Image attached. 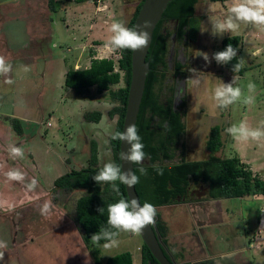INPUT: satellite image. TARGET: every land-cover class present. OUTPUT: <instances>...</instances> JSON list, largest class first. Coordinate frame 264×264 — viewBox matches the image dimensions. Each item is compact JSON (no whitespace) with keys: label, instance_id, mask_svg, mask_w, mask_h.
Returning a JSON list of instances; mask_svg holds the SVG:
<instances>
[{"label":"rangeland","instance_id":"1","mask_svg":"<svg viewBox=\"0 0 264 264\" xmlns=\"http://www.w3.org/2000/svg\"><path fill=\"white\" fill-rule=\"evenodd\" d=\"M9 1L0 0V4L7 3L4 15L0 5V56L13 69L7 78L0 76V241L7 243L6 249H0L5 253L0 264H93L72 221L73 203L80 190H54L52 181L58 175L86 164L91 139L96 141L98 164L111 161L108 137L116 115L108 117L107 111L113 103L109 101L107 91L96 93L90 87L77 94L63 85L66 69L86 66V56L93 48L76 45L71 40L70 30H66L61 22L66 10L61 16L62 12L56 11L58 4L51 9L48 3L36 0L35 29L31 34L35 41H29L26 19L18 16V10L15 12ZM114 4L121 13L125 12L128 2L113 0ZM134 4L135 1H131L130 13ZM227 10L225 3L199 0L195 5V15L203 16L199 31L195 40H186L184 48L174 42L173 24H165V31H170L165 57L172 63L175 49L182 47L185 61L183 87H180V77L175 81L170 75L171 68H167L154 90L159 99L164 100L170 93L169 88L175 86V106L182 115L184 132L175 147L173 160L205 158L204 140L209 127L216 124L221 128L224 143L216 154L236 153L252 173L264 179V139L240 142L224 131L240 122L249 128H257L264 121V31L241 25L235 33H225L222 37L212 35L210 18L223 17ZM120 21L123 23L122 17L115 15V22ZM103 24L92 25L91 36L87 35L89 39L107 41L111 34L109 26ZM233 34H242L239 55L246 69L241 75L227 71L212 59L221 39ZM105 50L109 58L115 59L116 51ZM200 52L207 53L210 62L199 56ZM25 66L29 71H23ZM190 69H195L199 77L197 87L188 81L195 78ZM235 75L238 77L235 86L242 88L243 97L252 95L254 103L244 104L242 97L240 102L226 109L217 108L210 98L212 91L221 82L230 83ZM6 79L13 82L9 84ZM249 82L256 85L254 93L247 90ZM121 85L122 81L110 88ZM92 110L101 112L99 121L84 120L83 114ZM14 117L19 120L21 134H16L11 126L10 118ZM11 146L22 148L23 157L11 158ZM12 169L24 174L23 182L7 180L6 173ZM33 178L38 181L37 187L27 191L25 185ZM191 197L190 202L162 205L156 210L167 225L168 244L175 251L181 249L184 259L192 264H208L211 261L202 259L204 256L241 248L245 240L254 239L259 225L264 230V195L209 200ZM45 201L52 204L48 216L40 214V206ZM207 220L211 224L205 226ZM118 240V247L105 249L103 244L99 246L100 260L129 251L132 264H141L140 237L121 233ZM254 252L251 256L249 250L238 251L233 256H238L236 259L240 264H264L261 262L263 250L257 248Z\"/></svg>","mask_w":264,"mask_h":264},{"label":"trees","instance_id":"2","mask_svg":"<svg viewBox=\"0 0 264 264\" xmlns=\"http://www.w3.org/2000/svg\"><path fill=\"white\" fill-rule=\"evenodd\" d=\"M198 1L170 0L167 3L161 18L153 28L145 56L148 71L135 121L138 134L144 144L143 150L146 153L143 162V167L146 169L145 174L141 175L139 171L141 165H133V170L139 176V183L134 186V189L141 206L145 202L151 203L155 208L180 202L183 196H186L189 187L200 184L207 187V196L212 199L264 195V179L252 173L236 153L222 156L216 154L224 146L221 139V128L216 124L209 127L204 140V149L207 151L205 158L173 160L175 147L184 132V123L179 110L172 106V96L169 95L163 101L159 99L154 90L155 84L161 83L167 70L165 53L170 31L161 30L162 21H175L171 33H175L177 41L184 38L195 40L203 18V16L195 15V5ZM210 1L222 2L224 0ZM141 2L142 0H138L134 5L125 24L126 27L132 29V22ZM48 5L51 9L53 8L50 1ZM241 43V34L227 35L220 41L218 52L224 50L228 44L237 50V56L228 64L222 65L231 73H234L233 66L240 63ZM118 53L119 57L116 60L109 57L91 58L85 68L69 67L63 77V85L77 94L84 93L90 87H93L96 93L107 91L108 99L113 103L107 115L108 117L116 115L113 130L108 137V147L111 152V161L117 165H119V140H113L111 136L116 131L120 132L121 128L129 81L130 50H118ZM245 69L242 66L236 74L241 75ZM120 81H122L121 86L110 88L111 85ZM100 116L99 110L83 114L84 120L93 122L99 121ZM10 122L16 134H21L18 118H10ZM103 166L98 164L96 141L91 139L86 164L55 177L52 181V189L80 190V194L73 203L72 221L84 246L91 254L93 264H132L129 251L115 253L103 261L100 260L99 246L106 241L101 240L99 243H94L91 240V237L101 228L107 227L108 205L117 203L120 199H127L124 185L119 181L116 182L120 189L117 193L113 191L111 184L99 185L92 179V176L97 174ZM101 208L102 213L98 211ZM153 226L161 238V244L167 257H171L176 264H192L184 259L181 249L175 251L172 245L168 244L166 237L168 228L157 210ZM140 262L141 264H158L142 241Z\"/></svg>","mask_w":264,"mask_h":264},{"label":"clouds","instance_id":"3","mask_svg":"<svg viewBox=\"0 0 264 264\" xmlns=\"http://www.w3.org/2000/svg\"><path fill=\"white\" fill-rule=\"evenodd\" d=\"M211 33L214 36H223L225 33L237 32L241 25H251L259 31H264V0H232L231 7L228 8L227 14L223 17L210 18ZM149 24L144 25V29L149 28ZM111 34L104 44V47L110 51L118 50H132L138 51L146 48L150 41V33L147 30H134L126 27L122 22H113L109 29ZM206 62L209 61L207 53L200 55ZM237 56V50L231 44H228L222 51L213 54L212 59L219 65H226ZM243 61L233 66L232 71L237 73L240 71ZM12 65L6 62L3 56H0V76L8 77L12 72ZM23 71H29L26 66ZM195 78L188 81L191 82L193 87L200 84L199 77L196 75L195 69H190ZM238 77L235 75L230 83L221 82L214 88L211 94V100L217 108L226 109L242 100V88L236 85ZM6 82L11 84V79H6ZM256 85L249 82L247 90L249 93H254ZM178 97L183 98L181 95ZM243 103L251 105L254 103V97L248 95L243 97ZM225 133L232 137L234 140L240 142H247L249 140L259 142L264 139V121L257 128H249L244 122L233 124L227 127ZM113 140H119L130 145L127 152L120 153L122 161L130 162L132 165H141L139 171L141 175L145 174L146 169L143 167V162L146 158L144 152V144L142 138L138 134L135 124H128L123 132L116 131L112 134ZM24 151L20 147L11 146L9 149V156L11 158H22ZM162 174V170H160ZM8 181H24V174L19 170L12 169L6 173ZM92 179L97 184L109 183L113 191L119 193L120 189L116 182L126 185L132 189L139 183V176L136 175L135 170L122 171V167L109 161L98 171L97 174L92 176ZM38 181L33 178L25 185L27 191H33L37 187ZM52 204L50 201H45L40 206V214L48 216L51 214ZM102 213L103 209H98ZM107 227L101 228L98 233L91 237L94 243H99L101 240L106 241L103 244L105 249L114 248L119 246L118 236L121 233H130L132 235H139L142 231L153 225L155 222L156 208L151 203L145 202L141 206L137 199H120L117 203L109 204L107 208ZM7 243L0 241V249H6ZM4 252L0 251V261L4 260ZM231 254H229V257Z\"/></svg>","mask_w":264,"mask_h":264},{"label":"crops","instance_id":"4","mask_svg":"<svg viewBox=\"0 0 264 264\" xmlns=\"http://www.w3.org/2000/svg\"><path fill=\"white\" fill-rule=\"evenodd\" d=\"M49 1L52 7L58 4L56 11L60 10L62 12L61 16H63L65 10L67 11V14H64V17H62L64 21L61 20V22L66 30H70L69 36L71 37V40L76 42V45L84 44V46L89 45L93 47L86 56L87 65L83 67L85 68L88 66L89 60L91 58L108 57L106 54L107 52L104 48L105 42H103L100 38L89 39V37L87 36L90 35L91 30L93 29L92 25L99 24L104 26L103 23L105 22V25L110 27V25L115 22V15L117 14L118 16L122 17L123 23L126 24L130 15L131 1H135L136 4L138 0H127L128 4L125 8V12L122 11L121 13L117 11L116 8H114L115 4L113 5V0H43V2L45 3H48ZM9 2L12 3V8H14L15 12L16 10H18V16L25 17L26 28L29 35L28 40L35 41L34 36L31 34L33 33V29H35L33 24H35L34 11L36 0H11ZM222 3H225L226 7L229 8L231 7L232 0H224L222 1ZM0 5L3 6L1 7V9L3 10L2 15L6 14L7 9L4 6L7 5V3H3ZM63 7L64 9H61ZM65 15L67 16V19ZM97 17H99L98 20ZM204 216L207 218V214H205ZM206 223L207 224L205 226L211 224L208 220L206 221ZM259 227L261 226L259 225L258 230L254 232L255 234H253L254 239L252 241L251 239L245 240L243 247L230 249L229 251L220 253L218 255H206L202 259H208L206 261H211L207 262L208 264H229V262H231L230 264H240L236 259L238 256H233L236 252L249 250V252H251V256H254V254L256 253L254 252V250L258 248L259 250H263L261 262L264 263V230L260 229ZM244 234L246 235V233ZM229 254H231L230 257ZM189 262L192 263L191 261ZM245 264H248V262Z\"/></svg>","mask_w":264,"mask_h":264},{"label":"water","instance_id":"5","mask_svg":"<svg viewBox=\"0 0 264 264\" xmlns=\"http://www.w3.org/2000/svg\"><path fill=\"white\" fill-rule=\"evenodd\" d=\"M169 1L170 0H142L133 19L132 29L149 31L151 39L153 28L161 18L162 12ZM146 23L149 24L150 27L144 29V25ZM149 44L146 48L138 51L130 50L129 81L120 132H123L128 124H135L136 121V116L144 88V81L148 71V63L145 61V56L149 48ZM180 87H183V78L180 80ZM129 148L130 145L119 141L118 158L119 166L122 167V171L133 170V165L130 162L122 161L120 159L121 151L127 152ZM124 190L127 199L138 200V196L134 187L129 189L126 185H124ZM138 236L147 247L153 258L158 262V264H176V262L171 257H167L164 253L161 244V238L154 229L153 225L146 227Z\"/></svg>","mask_w":264,"mask_h":264},{"label":"flooded vegetation","instance_id":"6","mask_svg":"<svg viewBox=\"0 0 264 264\" xmlns=\"http://www.w3.org/2000/svg\"><path fill=\"white\" fill-rule=\"evenodd\" d=\"M173 23V25L172 26H174L175 25V21H170V23ZM166 23H168V22H166V21H162V31H164L165 30V24ZM172 35H173V38H174V42H176V43H178V44H180V45H182V47L183 46H185L184 44L186 43V38H184V39H182V40H180V41H177L176 39H175V33H172ZM191 41V40H190ZM182 47L181 46H179L177 49H175V57L172 59V63L169 61V58H166L165 57V61H166V65H167V68H171V73H170V75L173 77V79L175 80V81H178L177 79L180 77V80L183 78V70H182V68H183V64H184V56L182 55L183 54V51H182ZM184 48V47H183ZM172 52V50L170 49V53ZM169 53V54H170ZM178 64V65H177ZM177 65V66H176ZM169 95H171L172 96V106L174 107V108H177L176 106H175V96H176V90H175V86H172L171 87V90H170V93L168 94V96L167 97H169ZM164 101V100H163ZM178 109V108H177ZM207 187H205V186H203V185H198V186H195V187H189L188 188V191H187V194H186V196H183V198H182V202H190L191 201V199H192V195H194V198L196 199L197 198V200H209V199H212V198H209L208 196H207ZM184 199H186L185 201H183ZM218 199V198H217Z\"/></svg>","mask_w":264,"mask_h":264},{"label":"built area","instance_id":"7","mask_svg":"<svg viewBox=\"0 0 264 264\" xmlns=\"http://www.w3.org/2000/svg\"><path fill=\"white\" fill-rule=\"evenodd\" d=\"M114 55L116 56L114 60H116V59L119 57V53H118V51H116V52L114 53ZM115 70H116V68H115Z\"/></svg>","mask_w":264,"mask_h":264}]
</instances>
